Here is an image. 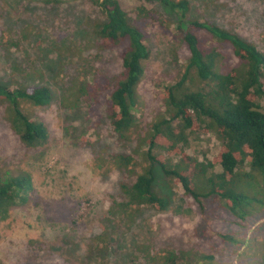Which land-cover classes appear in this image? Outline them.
I'll list each match as a JSON object with an SVG mask.
<instances>
[{
    "label": "rangeland",
    "instance_id": "1",
    "mask_svg": "<svg viewBox=\"0 0 264 264\" xmlns=\"http://www.w3.org/2000/svg\"><path fill=\"white\" fill-rule=\"evenodd\" d=\"M41 1L0 0V101L10 99L6 90L30 86L46 87L52 96L46 106L18 101L46 130L47 144L39 149L21 142L11 127L9 104L0 102V173L25 176L32 187L28 203L13 207L0 222V264H136L135 247L146 240L152 255H165L169 246L178 254L213 255L218 264H264V251L255 246V238L264 237L262 224L239 226L223 222L224 215L199 240L194 235L198 214L181 187L174 188V203L165 212L146 209L126 226L106 219V210L115 211L121 182L129 178L111 158L100 157L101 147L117 139L107 121L105 86L122 72V60L117 50L100 48L93 22L102 17L101 10L91 0H61L59 7ZM188 1L189 19L217 24L264 52V0ZM119 2L133 20L141 8L150 11L143 19V24L148 20L142 31L150 58L135 92L139 126L134 139L163 118L164 89L181 78L189 51L175 30L177 14L145 0ZM199 35L225 57L222 72L236 66L229 49ZM95 82L103 87L97 97L80 92L82 85L94 89ZM197 142L196 150L187 148L189 156L216 157L220 146L214 136ZM107 151L120 147L116 143ZM218 233L242 245L223 241Z\"/></svg>",
    "mask_w": 264,
    "mask_h": 264
},
{
    "label": "trees",
    "instance_id": "2",
    "mask_svg": "<svg viewBox=\"0 0 264 264\" xmlns=\"http://www.w3.org/2000/svg\"><path fill=\"white\" fill-rule=\"evenodd\" d=\"M91 1L101 10L102 17L93 22L99 46L103 50H117L123 69L112 83L106 82L105 112L117 139L101 147L105 155L100 157L111 158L116 170L125 172L129 178L121 182L118 199H114L115 211L106 210V219L126 226L146 209L165 212L174 203V188L181 187L184 198L198 214L194 235L199 240L205 239L211 223L224 215L228 218H222L223 222L239 226L262 224L264 228V108L261 105L264 52L217 24L189 19L188 0H145L178 15L175 19L169 13L176 21L177 36L189 56L182 67L181 78L164 89L163 118H157L133 139L139 126L135 92L144 77L143 64L150 58L142 31L148 22L143 24V19L149 17L150 11L141 8L133 20L119 0ZM41 2L57 4L54 7L63 4L61 0ZM178 11L181 14L176 13ZM199 32L206 34L210 41H216L218 46L229 49L236 66L222 72L226 65L221 69L220 64L225 57L216 47L211 48ZM6 91L10 101L4 97L6 100L1 98L0 102L9 104L10 123L16 135L26 148L45 147L49 137L44 126L29 119L18 101L46 106L52 99L49 89L30 86L15 92ZM102 91L103 87L97 82L92 90H85L84 85L80 90L94 97ZM209 135L214 136L220 146L213 160L200 161L196 155L187 154V148L196 150L197 140ZM116 143L120 151L107 154ZM31 189L27 177L0 173V222L10 217L13 207L28 203ZM218 236L228 243L242 245L230 234L218 233ZM148 241L135 247L136 264L140 258L143 262L139 264L157 261L160 264H218L213 255L186 251L178 254L169 246L165 247V255H152L153 247L145 244ZM255 246L263 252L264 237L255 238Z\"/></svg>",
    "mask_w": 264,
    "mask_h": 264
}]
</instances>
